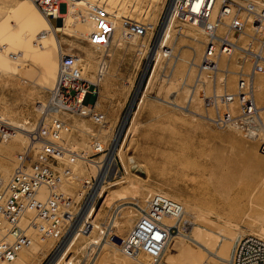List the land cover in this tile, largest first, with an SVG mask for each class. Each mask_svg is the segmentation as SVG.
<instances>
[{
	"label": "built area",
	"instance_id": "2783aa9c",
	"mask_svg": "<svg viewBox=\"0 0 264 264\" xmlns=\"http://www.w3.org/2000/svg\"><path fill=\"white\" fill-rule=\"evenodd\" d=\"M32 1L51 23L56 19L58 24L71 5L84 8L88 18L75 20L70 32L81 44L63 40L59 43L56 83L50 89H43L35 100L33 116L26 120L27 128L23 129L25 138H21L19 128L4 119L0 103V264H14L16 260L31 264L38 252L48 249L44 261L61 243L97 183L99 171H103V185L122 179L118 157L106 168L104 158L99 160L95 170L87 162L92 156L106 155L111 141L106 143L100 136L90 134L92 152L85 157L77 150L78 136L64 137L62 131L71 126L73 133H80L74 126L75 118L82 126L97 128L94 130L101 126L104 110L99 99H110L101 94V86L108 78L119 77V52L123 48H133L129 66L119 77L125 88L130 86L129 93L145 65L146 89L150 80L160 82L168 77L183 83L189 68L195 69L193 81L200 87H191L184 109L210 117L217 127L227 125L230 116L214 112L217 96L209 89L210 84L244 62L264 73V6L253 3L251 8L248 5L251 1ZM188 22L205 29L200 56L189 40L184 25ZM24 25L19 27L26 34ZM168 25L173 31V44L164 46L166 55L158 59L157 47ZM116 36L119 45L114 43ZM27 37L41 43L34 35ZM87 50L97 57L94 69L87 68ZM9 55L15 57L17 53ZM222 59L226 62L223 68ZM179 62L185 68L177 67ZM250 74H236L234 92L242 97L243 115H249L254 108ZM261 125L264 130V120ZM184 213L180 202L161 193L151 194L128 232L119 236L109 231L105 243L138 264H158L172 234L178 233L176 223ZM216 264H264V239L255 235L240 237Z\"/></svg>",
	"mask_w": 264,
	"mask_h": 264
},
{
	"label": "bare ground",
	"instance_id": "6f19581e",
	"mask_svg": "<svg viewBox=\"0 0 264 264\" xmlns=\"http://www.w3.org/2000/svg\"><path fill=\"white\" fill-rule=\"evenodd\" d=\"M243 1H251L252 3L248 4L251 8H253V3L264 6V0ZM78 18L87 19L86 10L80 6L71 5L61 15L58 24L52 25L32 0H0V78H3L0 103L4 119L19 128L22 139L25 138L23 129H26L27 125L19 108L21 104L35 101L33 89H50L56 83L59 43L67 40L81 44L74 40L70 33ZM22 23H25L24 27L28 31L26 34L23 33V28L19 27ZM184 25L189 33L190 42L197 47V53L200 56L203 51L200 41L203 42L206 39L205 29L196 26L193 22L184 23ZM57 32H62V34L59 35ZM27 35L38 37L41 43L28 38ZM114 43L119 45L118 36L115 37ZM169 44H173V31L170 25L164 27V35L157 47L156 57L158 59L166 55L164 46ZM10 52L17 53V56L11 57ZM87 52L89 55L86 58L87 68L94 69L97 65V57L94 52L90 50ZM225 66L226 62L222 59L220 67ZM262 66L264 67V64ZM177 67L183 69L185 64L179 62ZM232 69L229 75L219 76L209 87L214 96H217L214 112L230 116V120L224 127H217L210 117H202L184 109L191 87L196 89L200 87L193 81L195 69L191 68L187 71V79L183 83L173 77L160 81L156 95L151 98L147 95L148 89L141 95L136 94V91L134 96L138 100V109L131 110V120L126 128H124L125 120L117 132H111L116 120H110L106 116L100 118L101 126L95 130L94 134L105 139L106 143H108L106 139L111 140L109 152L98 158L88 159L87 162L90 168L95 170L99 160L104 158L106 168L115 157H118L124 169L121 173L123 184L105 191L103 171H99L97 183L67 229L48 264H87V261H89L88 264H137L134 259L116 248L105 250V235L113 228L119 230L123 227L120 216L126 218L125 223H133L138 217V209L133 204L136 206L143 204L147 197L154 193H161L174 200H179L185 210L184 216L176 223L179 231L172 234L158 264H216L221 257L228 254L227 245L242 236L243 231L231 221L222 219L218 214L212 216L208 212L195 209L190 202L178 199L161 189L154 190L149 187L148 167L127 153L128 140L136 128V117L142 107L148 104L149 99L167 105L175 112L171 115L170 121L178 122L189 129L214 131L223 136L221 144L211 147L212 164L208 172L211 186L205 189L204 194L212 200L216 199L215 204L220 206L224 205V201H235L234 198L237 196L244 197L249 207L244 212L246 226L258 225L257 229H250V231H257L255 235L264 239V130L261 125L264 120V73L258 72L257 68L248 62ZM237 73H251L249 90L254 108L249 115H243L242 97H238L239 92H234L238 81ZM151 82V80L148 82V87ZM122 88H125V85H122ZM129 89L130 86L125 89V98H127ZM100 92L104 96L107 95L105 92ZM158 94L162 96H157ZM227 95L231 97L224 99L223 97ZM161 109L155 110L154 117L162 114ZM77 120L75 118L74 126L78 127L80 134L85 135L84 139L78 143L77 150L82 156L87 157L92 152V141H88L87 136L93 134L94 129L84 124L82 126ZM71 128L70 126L65 131L63 130L62 135L72 137ZM123 128L124 132L116 144ZM11 143L15 144L16 141ZM131 159L146 172L147 177L132 170ZM98 197H103L102 209L112 211L108 223L103 222L100 209L95 206ZM123 204H129V206H123ZM121 211H123L122 214ZM78 239L84 240V244L77 246ZM47 250L42 253L38 252L31 264H42ZM14 264L23 263L21 260H16Z\"/></svg>",
	"mask_w": 264,
	"mask_h": 264
},
{
	"label": "rangeland",
	"instance_id": "374dc122",
	"mask_svg": "<svg viewBox=\"0 0 264 264\" xmlns=\"http://www.w3.org/2000/svg\"><path fill=\"white\" fill-rule=\"evenodd\" d=\"M52 23L57 25V20L52 19ZM63 41L69 42L67 40ZM132 50V47H125L119 52L121 58V64L118 68L119 77H122L124 71L129 66L128 64L130 63ZM145 69H147L146 65L142 67L143 72L140 79L134 90L130 93L128 92L127 98L124 97L126 88H122L119 77H112L113 80H106L102 84L101 91L105 92V94L110 97V99L106 97L99 99L100 108L101 110H104V115L102 116H106L110 120H116L115 124L112 126L111 132H117L125 120L126 124L124 125V128H126L128 122L130 123L131 110L138 109V100L134 96L136 91L138 92L136 94L140 93L139 95H141L143 91L148 89L147 95L149 98L156 95L159 82L152 81L150 86L146 89V80L143 81L146 73ZM2 83L3 78H0V97L3 93ZM105 83L107 84L106 87ZM137 86L138 90H136ZM42 91L43 89L41 88L33 89L35 100L40 96ZM161 91L163 92V88H161ZM157 96L162 95L158 94ZM34 102L35 101L33 100V102L31 101L27 104H21L19 109H21V114L25 120L33 116L32 107ZM158 108H162V112L160 111L162 114L154 117L155 110ZM173 113L175 112H173L169 106H165L157 101L149 99L148 104H145L137 115L136 128L128 140V155L134 156L139 162L144 163L148 167L149 187L154 190L161 189L178 199L192 203L195 209L208 212L212 216L218 214L222 219L231 221L237 226V228H239V230L243 231L241 237L257 234V231L252 232L250 229H257L258 225H255L254 227L246 226V216L244 212L249 207L245 202L244 197L237 196L234 198L235 201H224V205L220 206L219 204H215L216 199L212 200L209 196H205L204 194L205 189L211 186V178L208 175L209 167L212 164V161L210 160L211 147L221 144V142H223V136L214 131L205 132L201 129H189L178 122L170 121V117ZM74 120L75 119H73V121ZM77 121L78 123L80 122V120ZM124 128L122 129V132H124ZM94 133H96L95 130L93 131V134ZM72 134L73 136L77 135L80 139L79 141H82L85 137V135L78 132L73 133L72 131ZM87 140L91 141L89 136H87ZM102 140L105 141L103 138ZM108 140L109 142L111 141L110 139ZM108 140L106 139L107 142ZM96 157L97 156H92V158ZM120 166L121 171L123 172L124 169L121 162ZM133 171L143 177H147L145 171ZM122 184L123 179L120 178L114 184L104 185L105 191L119 187ZM102 203L103 197H98L95 206L100 209V216L103 222L108 223L112 211L108 212L103 210L101 207ZM123 206H129V204H123ZM133 206L138 209L137 216H139L141 208L145 207V202L143 204H138L137 206L133 204ZM122 213L123 211H121V214ZM119 219L123 224V227L119 230L113 228L112 231L119 236H124L132 227L133 223H125L126 218L124 216H120ZM77 242V246L84 244V240L82 239H78ZM231 244L232 242L227 245L229 249ZM192 247L197 249L195 246ZM56 249L43 261L42 264H48L50 262ZM104 249L108 251L114 250L106 244ZM88 262L89 261H87V264Z\"/></svg>",
	"mask_w": 264,
	"mask_h": 264
},
{
	"label": "water",
	"instance_id": "95a60500",
	"mask_svg": "<svg viewBox=\"0 0 264 264\" xmlns=\"http://www.w3.org/2000/svg\"><path fill=\"white\" fill-rule=\"evenodd\" d=\"M138 90V89H137ZM138 93V92H137ZM121 134H122V130H121V132H120V134H119V138H118V141H117V143L116 144H118V142H119V140H120V137H121ZM131 161V163L133 164V166H132V169L133 170H136V171H139V172H142L143 171V169L139 166V165H137L132 159L130 160Z\"/></svg>",
	"mask_w": 264,
	"mask_h": 264
}]
</instances>
